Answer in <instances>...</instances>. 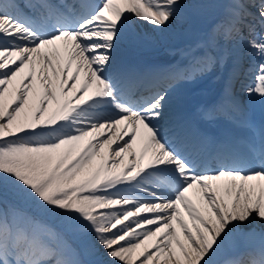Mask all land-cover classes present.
Listing matches in <instances>:
<instances>
[{
	"label": "snow or ice",
	"instance_id": "obj_1",
	"mask_svg": "<svg viewBox=\"0 0 264 264\" xmlns=\"http://www.w3.org/2000/svg\"><path fill=\"white\" fill-rule=\"evenodd\" d=\"M180 7L0 0V264H85L70 239L88 264H217L226 244L245 251L223 264H264V124L220 140L168 126V91L118 57L134 24L163 31ZM257 25L264 0H232L205 47L243 42L253 62L234 60L231 79L264 101ZM216 59L193 56L185 78ZM5 192L17 203L5 208Z\"/></svg>",
	"mask_w": 264,
	"mask_h": 264
},
{
	"label": "bare ground",
	"instance_id": "obj_2",
	"mask_svg": "<svg viewBox=\"0 0 264 264\" xmlns=\"http://www.w3.org/2000/svg\"><path fill=\"white\" fill-rule=\"evenodd\" d=\"M213 1L214 0L209 1V2H204L203 0H193V2H195L193 6L191 5L189 7L182 8L186 12L192 14L193 19H194L193 21H201L202 29L208 33L209 32L211 33V31L216 27V25L221 22L219 21L216 25L215 24L213 25L214 21L218 17L221 16L219 12H217L219 11L221 0H218L215 2ZM230 1L232 0H228L227 4L222 8L221 10L222 13H225V10L229 8ZM181 17H178V18H181ZM172 20L175 22V24H177V26L179 25L176 18ZM172 26L174 25H172L170 22L169 26L165 28L163 31H154L151 28V26H145L144 24H134L133 25V29L135 33L134 39L130 43L126 42L125 44H123L118 53V57L120 60L134 67L138 71L140 70L141 72H146V73L157 72L154 75L155 77H157L162 72L161 79L158 80L159 86H157V88L159 90L168 91V102L165 108L166 124L173 128L177 126H181V125H184L190 128V124L187 121V116H188L187 107L188 106L189 107L190 106L200 107V113H202V115L205 117L209 111L212 112V110L215 108V105L217 103H218L217 106H222V98H225V103H227L228 108L231 111L232 110L235 111V115L229 117L227 115L223 116L221 114L215 113L214 115H212V119L210 121H208L205 118H202L207 122H211L212 127L211 125L210 127L212 129H214L216 125L218 124L227 123L228 125L233 127L232 128L233 133L238 132L241 134L242 130L248 128L249 125L251 124H254V125L257 124V126L264 124V101H261L258 97H255V96L249 97L246 93L243 98H240L241 95L237 93L238 89H236L235 96L232 97L234 100V103H231L229 101L230 96L223 94V91L226 89L227 86H229V84H231V87L235 84V80L231 79L232 70L231 72L228 73V69L225 68L224 72H226V74L228 75V79L217 77L218 80H216L215 82L216 85L214 89L213 87L211 88V90L213 89V92L211 91L212 92L211 94L202 93V95H198L195 89H193L192 91V88H193L192 86L194 83L192 82V80L185 78L186 75L191 71L190 69L191 66L189 63L191 59L187 55L188 51H184V53H180V51L178 50V43H180L182 39L181 38L179 39V37L178 38L176 37L177 33L173 32ZM200 27H201V24H200ZM178 28H180V26ZM258 28L260 29L261 27L258 25ZM150 31L153 32L152 34L154 38L152 40H151L152 37L149 38ZM246 31L247 30H245V35H248ZM178 35L180 36L181 34H178ZM206 37L208 38V36ZM190 38L192 39L191 35H190ZM160 40L161 42L162 41L168 42V46L166 47L162 45L161 49L159 50L157 49V51H155L154 49L155 46L161 45V43H159ZM223 43H224L223 45L226 46L228 52L231 54L234 53L235 51L239 52L243 50L242 42L241 43H231V42L226 43L223 40ZM205 45L206 43L203 44V47L206 51L207 48L205 47ZM149 47H154L152 51H155V53L152 52L153 53L152 54L151 52H149L148 51ZM138 49H141V50L144 49L146 51H143L142 53L139 52V55L137 53L136 58H140L139 62L136 65H132L131 61H129L128 59V56L131 57L132 55H135ZM177 50L178 52L176 54L173 53L174 51H177ZM149 55L150 57L152 56V58L154 59L152 58L150 59ZM197 55L199 56L200 54H197ZM229 58H232V57H229ZM244 60L245 59H242L241 63H243ZM251 61L253 62V58L251 59ZM218 64H219L218 67H214V70L216 71H218L220 69V66L222 65L221 62ZM151 65L155 68H153ZM182 65H188L189 66L187 68L188 70L184 69ZM223 65H224L223 67H225V65L227 66L228 64L223 63ZM241 66L242 68H245L246 65L243 63L241 64ZM166 68H169L171 72L167 74L165 72ZM243 79L244 77L238 78V80H243ZM242 83L244 84L248 83V79L245 81L236 82L235 87L236 88L241 87ZM187 102H191L190 105L187 104ZM217 112L218 113L221 112L219 107L217 108ZM197 113L198 114H196V118L197 120L200 121L201 116L199 115V112ZM192 131L201 135L200 132H198L196 129ZM206 136L210 137L209 135H206ZM193 196L195 198V194H193ZM249 227H252V226H249ZM261 227L264 228V226H256V231L257 232L261 231L262 229ZM259 246H260V242L258 238L254 239L252 244L250 245V247H253V248H259ZM244 251H245L244 244H241L238 248H235V249H233L230 245L226 244L224 249L220 253H218V255L215 257V260L217 261V264H223L224 260L235 256L232 254L233 252H237L239 255L241 252H244ZM84 255L86 256L88 260L94 259V257L88 255L86 252H84Z\"/></svg>",
	"mask_w": 264,
	"mask_h": 264
},
{
	"label": "rangeland",
	"instance_id": "obj_3",
	"mask_svg": "<svg viewBox=\"0 0 264 264\" xmlns=\"http://www.w3.org/2000/svg\"><path fill=\"white\" fill-rule=\"evenodd\" d=\"M204 2H209V1H212V0H203ZM215 1H218V0H214L213 2H215ZM20 2H21V6H23V0H20ZM227 2H228V0H221V5H220V8H219V11H217V12H219V14L221 15H219L220 17H218L215 21H214V23H213V25L215 24H217L219 21H224L225 19H226V17H227V15H228V13H229V10H230V7H231V5H232V1H230L229 2V8L227 9V10H225V13H222L221 12V10H222V8L227 4ZM195 2H193V0H180V5H181V7H180V11H179V13L177 14V16L178 17H181V18H178V17H176V20H177V22L179 23V25L177 26V24H175V22L173 21V20H171V24L172 25H174V26H172V28H173V32H175V33H177V38L179 37V39L181 38L182 40H181V42L180 43H178V50L180 51V53H184V51H188V54L190 55H188L189 57H190V69L192 70V61H193V56H198L197 54H201L202 52H204L205 51V49H204V47H203V44L204 43H206L207 42V37L206 36H208L209 37V35L211 34L210 32L208 33V32H206L205 30H203L202 29V23H201V21H193L194 19H193V16H192V14H190V13H188V12H186L185 10H183L182 8L183 7H189V6H193V4H194ZM26 11H28L27 9H25ZM184 11V12H183ZM252 11H255V9H253ZM180 15V16H179ZM185 16V17H184ZM184 17V18H183ZM181 23V24H180ZM197 23H199V24H197ZM200 24H201V27H200ZM220 24V23H219ZM145 26H149V25H147V24H144ZM218 25V24H217ZM216 25V26H217ZM178 28L179 26H180V28H176V27ZM201 28V29H200ZM213 28V27H212ZM211 28V29H212ZM177 29V30H176ZM181 29V30H180ZM183 29V30H182ZM175 30V31H174ZM202 30V31H201ZM256 30H257V32H261V31H264V29H259L258 28V25H257V27H256ZM177 31V32H176ZM184 31V32H183ZM201 31V32H200ZM204 31V32H203ZM212 32V31H211ZM153 32L152 31H150V35H149V38H151V40L154 38L153 37V34H152ZM184 33V34H183ZM202 33V34H201ZM178 34H183L182 36L180 35H178ZM207 34V35H206ZM190 35H191V37H192V39L190 38ZM184 36V37H183ZM245 36H247V35H245ZM183 37V38H182ZM186 37V38H185ZM207 38V39H206ZM186 40V41H185ZM184 41V42H183ZM177 42V41H176ZM221 42H222V44H221ZM159 43H161V46L163 45V46H168V42H165V41H162L161 42V40L159 41ZM224 43H223V39H221L220 40V42H219V47L217 48V49H215V50H213V49H208L207 48V51H212V54L215 56L216 55V57H217V59H216V63L211 67V70L210 71H207V72H204L203 74H196L195 76V78H193V79H190V80H192V82L194 83L193 84V88H192V91H193V89H195L196 90V92H197V94L198 95H202V93H209V94H211L212 92H213V89H214V87H215V85H216V80H218V78L217 77H222V78H224L223 76H226L227 74H226V72H224L225 71V68L226 69H228V70H232V69H230V68H233V62H234V60H239V63L240 64H245L246 66H245V68L250 64V63H252V61H251V59H252V57L248 54V49L247 48H245L244 47V45H243V42H242V49L243 50H241V51H235L234 53H229V57H232V58H227V60H225V61H223L221 64V66H220V69L218 70V71H216V70H214V67H218V59H219V57L221 56V54H222V50H224V49H227L226 48V46L225 45H223ZM160 46V45H159ZM159 46H155V48H159ZM224 46V47H223ZM203 47V48H202ZM154 47H152V49H153ZM160 48H162V47H160ZM159 48V49H160ZM224 48V49H223ZM151 50V48L148 50L149 52H151L150 51ZM178 50L177 51H174L173 53H177L178 52ZM153 52V51H152ZM151 52V53H152ZM231 55V56H230ZM149 58H152V56L150 57V55H149ZM242 59H245L244 60V62L243 63H241V61H242ZM220 60V59H219ZM230 60V61H229ZM232 61V62H231ZM228 62V63H227ZM223 63L224 64H228L227 66L225 65V67H223L224 65H223ZM186 70H188V69H186ZM227 77V76H226ZM242 77H244V79L243 80H238V78H242ZM235 80V84H236V82H240V81H245V80H247V78L243 75V74H241L239 77H237V78H235L234 79ZM189 82H191V81H189ZM235 84L231 87V91H232V95L230 96V102L231 103H234V100H233V98L232 97H234L235 96V92H236V89H238L237 90V93L239 94V95H241V97L240 98H243L244 97V95H245V92L242 90V86L241 87H238V88H236L235 87ZM213 87V89L211 90V88ZM226 90V89H225ZM212 91V92H211ZM224 95H225V93H223ZM232 112H234V113H232V115H230V116H234L235 115V111H233L232 110ZM244 131L245 132H250L249 131V127L248 128H246V129H244ZM3 200H4V207L6 208L7 206H8V204L9 203H17V201L15 200V198L13 197V195L11 194V192H5L4 194H3ZM262 228V227H261ZM70 242L73 244V246L74 247H76L77 249H78V251H79V259L80 260H82V261H84L85 262V264H88V261H90L91 259H87L86 258V256L84 255V252H85V250H84V247H83V245L80 243V242H78L77 240H72V239H70ZM233 255H238V253L237 252H233L232 253ZM232 255V256H233Z\"/></svg>",
	"mask_w": 264,
	"mask_h": 264
}]
</instances>
